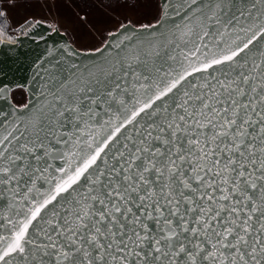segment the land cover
Returning <instances> with one entry per match:
<instances>
[{
    "label": "snow or ice",
    "instance_id": "1",
    "mask_svg": "<svg viewBox=\"0 0 264 264\" xmlns=\"http://www.w3.org/2000/svg\"><path fill=\"white\" fill-rule=\"evenodd\" d=\"M149 29L0 106V264H264V0H162Z\"/></svg>",
    "mask_w": 264,
    "mask_h": 264
},
{
    "label": "water",
    "instance_id": "2",
    "mask_svg": "<svg viewBox=\"0 0 264 264\" xmlns=\"http://www.w3.org/2000/svg\"><path fill=\"white\" fill-rule=\"evenodd\" d=\"M160 10L162 8V0H159ZM179 22V17H175ZM156 24H150L154 25ZM150 25L135 26L128 22L121 25L116 31L108 34L105 43L113 41V34L119 36L120 31L125 30V35L132 34L135 31L136 35L141 34V30H145V34ZM125 36H119L115 43H120L124 40ZM97 48L82 50L75 47L69 40L66 33L62 32L57 26L51 25L47 22L37 20L31 26L28 27L23 37L16 38L14 42H7L0 39V59L11 60L18 58L20 62V71L13 72L6 80H0V84H7V94L4 97H0V106L3 105L4 100H7L10 104V108H6L5 111H12L13 115L16 114L17 109H24L25 106L30 105L33 102V85L36 80V75L39 71L43 70V67L47 66L46 62L53 56H57L61 59H85L89 57V54H94L98 59H103L100 54L96 52ZM68 53H79V55H72L69 57ZM108 53H105L107 56ZM40 57V59H37ZM35 61V63H33ZM86 62H91L88 59ZM31 65V67H29ZM18 90L24 92L26 101L25 104L18 106L13 101L12 94Z\"/></svg>",
    "mask_w": 264,
    "mask_h": 264
},
{
    "label": "trees",
    "instance_id": "3",
    "mask_svg": "<svg viewBox=\"0 0 264 264\" xmlns=\"http://www.w3.org/2000/svg\"><path fill=\"white\" fill-rule=\"evenodd\" d=\"M155 1L156 5L148 12L142 13L141 16L136 14L137 0H0V4L6 12L7 20L12 29L29 27L35 21L41 20L57 26L62 32L66 33L75 47L89 50L101 47L106 41L108 34L116 31L123 24L130 22L135 26H142L155 23L161 15L159 0ZM57 6L59 10L65 11L67 16L79 17L80 25L96 24L97 22L91 19V13L95 11L100 14L103 21L99 22L105 24L104 28H106L100 43L88 48L78 47L68 28L61 26L57 22L47 20L43 17L44 13L39 10V8L45 9L47 7L49 12L56 13ZM134 12L135 15L133 14ZM48 13L45 15H50ZM80 14H83L82 16L85 17V20H82ZM12 96L16 105L25 104L26 97L23 91L18 90Z\"/></svg>",
    "mask_w": 264,
    "mask_h": 264
},
{
    "label": "rangeland",
    "instance_id": "4",
    "mask_svg": "<svg viewBox=\"0 0 264 264\" xmlns=\"http://www.w3.org/2000/svg\"><path fill=\"white\" fill-rule=\"evenodd\" d=\"M1 5V4H0ZM156 5L155 0H137V7H136V14L139 16L148 12ZM2 7V6H1ZM56 13L49 12L47 7L39 8V10L44 13V16L47 20H51L54 22L59 23L61 26H64L69 29L70 34L73 36V39L78 47H93L100 43L101 38L105 32V24H102L99 21H103L100 14L96 13L95 11L91 13V19L94 23H88V25H80L79 17H71L70 15H66L65 11H61L56 7ZM47 12L45 13V11ZM49 12V13H48ZM50 15H45V14ZM135 15V12L133 13ZM83 14H80L82 16ZM87 17V16H86ZM82 20H85V17L82 16ZM9 24V22H8ZM114 25V24H113ZM10 27V24H9ZM11 28V27H10Z\"/></svg>",
    "mask_w": 264,
    "mask_h": 264
},
{
    "label": "built area",
    "instance_id": "5",
    "mask_svg": "<svg viewBox=\"0 0 264 264\" xmlns=\"http://www.w3.org/2000/svg\"><path fill=\"white\" fill-rule=\"evenodd\" d=\"M0 39L7 42H14L16 38L23 37L28 27L12 29L9 27L6 12L0 5Z\"/></svg>",
    "mask_w": 264,
    "mask_h": 264
}]
</instances>
